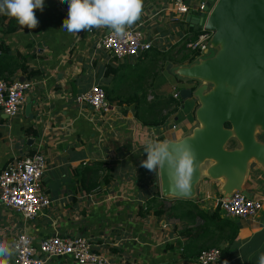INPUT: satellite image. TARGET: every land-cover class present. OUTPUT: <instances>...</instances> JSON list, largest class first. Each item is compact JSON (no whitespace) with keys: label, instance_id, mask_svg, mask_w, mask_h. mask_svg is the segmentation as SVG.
<instances>
[{"label":"crops","instance_id":"0c3cea01","mask_svg":"<svg viewBox=\"0 0 264 264\" xmlns=\"http://www.w3.org/2000/svg\"><path fill=\"white\" fill-rule=\"evenodd\" d=\"M217 1L184 0L189 12L182 15L173 11L172 0H144L142 16L131 28L143 32L152 49L172 52L170 48L184 47L183 41L198 31L186 22L187 16L197 17L200 12L196 7L210 3L206 18ZM35 15L39 25L29 30L0 14V79L31 83L26 99L30 98L33 116L24 114L25 103L15 118L0 110V171L11 160L40 150L47 164L41 187L52 203L33 220L0 205V241H7L13 249L19 234L29 236L35 247L50 236L84 237L102 248L114 264H196L199 253L211 248L221 252L220 261L214 264H258L264 253V129H255L254 139L262 151L246 161L239 189H235L247 191L251 199L261 202L254 217L241 220L221 210L219 199L227 179L224 174L210 177L209 169L215 162L199 166L190 198L163 195L158 169L151 172L141 166L147 158L145 145L149 140L169 144L190 137L198 127L186 134L195 123L188 111L183 112L182 106L162 126L148 128L134 118L133 104L118 106L107 101L108 111L97 114L86 104L77 103L76 97L92 85L109 91V99L126 96L125 92H145L150 78L137 83L131 71L140 65L141 56L116 61L96 50V42L108 32L106 28L78 34L61 28L68 15L66 0H45L44 10H36ZM213 50L212 56H208L209 50L205 55L213 57L218 48ZM156 63L149 72L153 77L160 71L157 65L161 61ZM32 72L38 74L30 75ZM30 129L35 130V136ZM232 140L240 150L241 144ZM92 164L113 170L109 185L99 182L90 189L83 171ZM155 186L159 196L154 195ZM153 199L155 203L148 205ZM156 205L165 210L160 218L151 210L138 215L140 207ZM13 258L14 252L9 264ZM45 264L75 263L55 258Z\"/></svg>","mask_w":264,"mask_h":264},{"label":"water","instance_id":"95a60500","mask_svg":"<svg viewBox=\"0 0 264 264\" xmlns=\"http://www.w3.org/2000/svg\"><path fill=\"white\" fill-rule=\"evenodd\" d=\"M209 7L210 3H206L203 13L197 17L187 16L186 22L194 30L204 26L205 30L212 32L209 47L218 48V51L199 64L180 67L177 73L190 80H206L212 84L213 81L222 82L226 87L220 88L214 84L215 89L206 95L201 94V89L195 93L191 89L179 90L181 100L189 99L193 94L199 97L200 107L195 117L199 123H205L204 129L198 133V130L194 131L192 139L187 137L180 142L169 143L174 152L186 145L195 154L189 190H170L171 170L167 166L158 169L161 193L182 199L191 197L199 177L198 165L203 160L212 159L216 163L209 169L210 177L225 175L227 184L223 194L229 195L239 189L238 183L246 161L262 151L254 139V133L257 127L264 129V0H218L205 18L204 13L208 12ZM227 87L238 88L236 96L243 101L238 103L231 98ZM31 107L30 98H27L24 114L33 119ZM232 138L241 144L240 150L225 149ZM234 168L239 176L234 173ZM242 194L250 198L247 191H242Z\"/></svg>","mask_w":264,"mask_h":264},{"label":"built area","instance_id":"2783aa9c","mask_svg":"<svg viewBox=\"0 0 264 264\" xmlns=\"http://www.w3.org/2000/svg\"><path fill=\"white\" fill-rule=\"evenodd\" d=\"M172 9L182 15L189 12L184 0H172ZM204 9V3L196 7V11L200 13ZM199 31L196 36L186 38L183 46L188 52L203 55L209 49L213 33L205 30L204 26ZM128 32L129 35L124 39L113 36L111 32L105 34L96 42L95 49L121 61L139 57L153 48L143 32L136 28H129ZM30 89L31 83L28 81L7 82L0 79V110L3 114L15 118ZM171 96L174 100L179 99L178 92ZM75 100L79 104H86L97 114H103L110 108L104 89L98 85H92ZM46 168V160L40 150L23 159L8 162L0 171V205L20 214L26 220H33L42 214L52 203L41 187ZM102 169L105 172L107 168L103 166ZM219 207L228 216L247 220L259 212L262 204L260 201L247 199L240 191H233L229 195H222ZM13 252V264H45L55 258H68L75 264H114L103 253L102 248L84 237L50 236L42 239L35 247L29 236L19 234L13 240ZM220 259V250L211 248L199 253L196 264H214Z\"/></svg>","mask_w":264,"mask_h":264},{"label":"clouds","instance_id":"9594fccd","mask_svg":"<svg viewBox=\"0 0 264 264\" xmlns=\"http://www.w3.org/2000/svg\"><path fill=\"white\" fill-rule=\"evenodd\" d=\"M64 2V0H61ZM68 15L61 28L68 33L91 31L93 28H106L117 38L129 35L128 29L140 20L144 0H66ZM45 0H0V14L16 20L29 29H36L39 21L36 10H44ZM144 152L147 158L141 166L148 171L168 167L169 189L187 191L190 188L195 167V154L190 146H181L173 151L167 142L149 140ZM13 254L7 241H0V264H9ZM258 264H264V253L259 256Z\"/></svg>","mask_w":264,"mask_h":264},{"label":"rangeland","instance_id":"374dc122","mask_svg":"<svg viewBox=\"0 0 264 264\" xmlns=\"http://www.w3.org/2000/svg\"><path fill=\"white\" fill-rule=\"evenodd\" d=\"M171 49L173 50L172 52L169 51ZM169 50L168 51L170 52V55L162 59L160 65H157L158 67H160L159 68L160 71H157L156 76L153 77V75L149 74L150 72L149 66L146 65L147 61L143 63V61L141 60L139 61L140 65H137L131 69L134 75L138 76L140 83L141 82L143 83L147 79V76L150 78V80L147 83L148 89L144 92L145 100L147 102L155 103L157 102L156 100L158 99L165 98L173 93H177V92L179 93L178 87L180 89L181 88H184V89L194 88L193 93H195L197 89H201L202 95H206L207 93L215 89V85L212 84L211 82H208L206 80H200V79L190 80L189 78L184 77V76L183 78L177 73L180 67L199 64L201 60H204L205 58H207V55L205 54L200 55L197 53L188 52L185 48H182V46H175V48L172 47ZM208 50H209L208 56H212L214 54L213 48L209 47ZM181 56H187V59L184 60L181 64H178L176 60H178ZM141 72H143L144 77L141 75L139 76ZM161 73H164V74H161ZM159 84H162L161 89L158 87ZM124 94L129 95L132 93L125 92ZM175 103H176L175 105H177V112L182 110V106H183L184 107L183 112L188 111V116L190 120H192V122H195L194 124L193 123L191 124L192 127H190V129L186 132V134L190 132L188 133V135L189 134L191 135L193 126L195 125L196 127L200 126L199 122L196 120V117H195L196 110L200 107L199 97L196 94H193L190 99H186L182 101L180 100V97H179L178 100H175ZM165 113L166 111H163L161 115H164ZM178 114L180 116V119H182V113H178ZM229 142H232V145H229L230 144ZM229 142L227 143V145H225L226 150L239 147V145H237V142H235L234 140L230 139ZM212 162H214L212 159H205L198 165V169H199V166L206 167V166H209Z\"/></svg>","mask_w":264,"mask_h":264},{"label":"trees","instance_id":"16d2710c","mask_svg":"<svg viewBox=\"0 0 264 264\" xmlns=\"http://www.w3.org/2000/svg\"><path fill=\"white\" fill-rule=\"evenodd\" d=\"M200 31H196L194 36H196ZM184 48V47H182ZM168 55H170V52H158L154 49H151L150 51L145 52L141 56V60L143 63L147 61V64L149 66V71H154L155 65L157 64L156 61H161L162 59L166 58ZM145 59V61H144ZM187 59V56H181L178 60V64H181L184 60ZM144 66V65H143ZM22 71H26L25 68L21 65ZM112 72L117 73V70H112ZM109 74L110 72H106ZM38 72H32L30 75H37ZM143 76V72L139 74V76ZM136 76V75H135ZM136 82L140 83V80L138 79V76H136ZM141 89V87L139 88ZM182 89V88H181ZM180 90V88H179ZM106 98L109 99V91L104 89ZM191 91H194V88H191ZM180 96V95H179ZM116 99V100H114ZM181 100V99H180ZM109 101L110 104L116 103L118 106L122 105H134V118L137 119L141 124H143L145 127L152 128V127H158L162 126L168 118L175 114L177 112V105H175V100L172 98L171 95L156 100L157 102L155 103H149L145 100V94L144 92H141L140 94L135 92L123 97H117L113 99L107 100ZM116 101V102H115ZM182 101V100H181ZM163 111H166L164 115H161ZM228 127V126H226ZM29 133L33 134L34 136L36 135L35 130L30 129ZM229 145H232V142H229ZM234 149V148H233ZM232 150V149H230ZM102 169L101 164H92V165H87L84 168V173L83 177L86 182H90V189L95 188L98 183L100 182L102 185L107 186L110 184V182L113 180V170L112 169H105V172L103 171L102 177H99V172ZM159 188L158 186H155L154 189V195L159 196ZM150 203H155V199L149 201L147 204L149 205ZM151 208V209H149ZM167 209V208H166ZM151 210V214H153L156 217H161L164 213L165 210L162 209V206L156 205L155 207H140L138 209V215L144 216L145 214L148 213V211ZM168 210V209H167ZM196 212L201 218H205L203 213L195 208Z\"/></svg>","mask_w":264,"mask_h":264},{"label":"bare ground","instance_id":"6f19581e","mask_svg":"<svg viewBox=\"0 0 264 264\" xmlns=\"http://www.w3.org/2000/svg\"><path fill=\"white\" fill-rule=\"evenodd\" d=\"M214 82V84L217 86V87H220V88H225L226 87V85L224 84V83H222V82H218V81H213ZM227 89H228V91H229V94L231 95V98H233L234 100H236L238 103H240V102H242L243 101V99H239V98H237V96H236V91H237V89L238 88H228L227 87ZM199 127L198 128H196L194 131H197L196 133H198L199 131H201L202 129H204L205 128V123L204 122H202V121H200V123H199ZM194 132L192 133V135L189 137V138H193L194 137ZM234 134V133H233ZM234 170V173L237 175V176H239L240 174L237 172V169L236 168H234L233 169Z\"/></svg>","mask_w":264,"mask_h":264}]
</instances>
